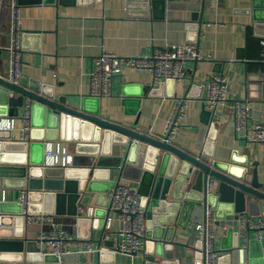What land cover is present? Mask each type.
<instances>
[{"label":"crops","instance_id":"0c3cea01","mask_svg":"<svg viewBox=\"0 0 264 264\" xmlns=\"http://www.w3.org/2000/svg\"><path fill=\"white\" fill-rule=\"evenodd\" d=\"M190 1L173 0L171 7H166L165 10L162 6L161 10L153 9L150 5L147 14L140 12L135 5L128 6L126 0H91L80 3L20 0V45L23 48L20 85L36 88L45 86L49 92L54 90L57 95L67 97L72 106L81 107L83 98L91 96L90 73L94 59L103 49L120 56H149L156 47H163L168 43L194 42L192 39H195L200 57L197 61L186 62L188 73L185 79L173 82L166 80L159 94L152 92L153 89L159 91L160 85L151 84L152 75L148 71L126 68L114 77L112 94L101 97V117L127 126L132 125L139 117L138 129L153 136L164 132L176 100L186 97V116L180 121L172 144L200 153L209 135V129H203L201 122L206 85L213 76L224 75L229 84L228 98L247 99L249 102L251 112L248 125L264 123V89L251 80V74L264 73V46L261 43L264 40V27H255L258 21L264 26V20H255L254 14L247 12L252 0H209L202 13L200 37L199 30L194 27L196 22L193 20L194 12ZM3 2L5 9L3 15L0 14V76L4 78L10 68V53L7 49L10 43V0H0V8ZM258 4L264 13V0H259ZM125 97L128 99L126 102ZM21 112L22 108L17 116H0V119L16 118V127L11 131L16 139L20 138L23 124ZM220 115V120L215 122V131L211 132L215 139L208 146L213 159L229 161L235 153L242 160L247 155L251 167L258 163L259 179L264 181V142L249 141L244 137V132H236L227 109H222ZM58 141L68 149L69 143ZM122 152V147L116 146L113 154ZM111 163H114V159L106 161L107 165ZM119 176V171H112L110 174L111 179L115 180ZM130 186L137 188V184L133 182ZM217 188L215 182L214 191ZM98 193L90 191L83 195L79 207V212H83L82 217L89 219L84 206H93ZM16 194V188H0V200L16 201ZM50 204L48 201L49 207ZM59 205L56 201L54 209L59 207L63 212L69 210L68 200L64 199ZM54 215L58 226L78 239L90 237L95 248L93 253L73 254L69 257L70 260L78 257L81 262L94 261L95 264H112V261L115 264L140 262L141 255H101L96 249L105 247L101 241L102 229L94 228L90 223L83 222L79 225L75 217ZM195 225L189 222L188 230H195ZM46 226L50 228V225ZM238 226L236 222L235 229ZM20 230L21 227L18 231ZM16 233L12 224L0 231V241L10 242ZM39 233L33 227L25 230L26 237L31 235L35 239ZM225 234L226 228L218 225L215 244L220 249L221 256L226 253L222 246L228 244L223 241ZM247 235L250 240L254 237V231H247ZM189 236L188 232L179 229L176 239L190 245ZM239 237L240 246H246L249 240L245 242V237L241 234ZM8 246V250L14 247ZM193 246L191 244L188 250L182 248L185 264L196 262ZM80 248L75 246L77 250ZM43 251L42 253L48 252ZM6 253L8 259H15V252ZM101 258L105 263L100 261ZM0 264L21 263L12 261ZM219 264H226V261Z\"/></svg>","mask_w":264,"mask_h":264},{"label":"water","instance_id":"95a60500","mask_svg":"<svg viewBox=\"0 0 264 264\" xmlns=\"http://www.w3.org/2000/svg\"><path fill=\"white\" fill-rule=\"evenodd\" d=\"M50 1L80 3L91 0ZM172 1L126 0V3L148 14L150 5L153 9L161 10L162 6L165 10L171 7ZM258 1L252 0L247 12H252L255 20H264ZM190 2L196 22L194 27L199 30L200 37L202 13L209 0ZM4 9L3 2L1 15ZM255 27L264 26L258 21ZM192 41L196 42L195 39ZM251 80L264 89V73L251 74ZM162 88L161 84L159 91L153 89L152 92L161 94ZM25 99L31 100L33 128L29 140L16 139L11 131L0 129V188L17 189L16 201L0 200V231L12 224L17 230L16 238L10 239V242L0 241V262L59 264L55 255L41 252L35 236H25V230L33 227L39 231L41 227L26 225L19 202L21 189H28L30 213L75 217L79 225L90 223L92 227L102 229L107 193L115 182L110 174L119 171L120 176L116 180L124 184H137V192L146 208V248L136 264H185L182 248L188 250L194 241L196 249L201 247L197 232H190L188 223L201 222L207 205L214 211L217 226L226 228L223 241L228 244L222 246L226 253L221 256L220 263L264 264V244L251 238L246 246H240L239 232L235 229L239 214L258 216L262 213L264 216V181L259 179L258 163L252 168L247 155L242 160L235 153L229 161L213 159L208 146L215 139L211 132L215 131V122L220 120V114H213L203 103L202 128L209 129V135L201 152L197 153L140 131L139 117L129 126L104 119L100 115L99 97L86 96L81 107L72 106L67 97L57 95L54 90L49 92L45 86L14 85L0 76V116H17ZM127 100L125 97L124 101ZM58 140L69 143L71 164L65 167L44 166L46 143ZM116 146L122 147V154H113ZM108 159H114V163L107 165ZM208 181L212 182L209 192L206 188ZM215 182L218 186L216 191L213 189ZM90 191L99 193L93 206H84L88 219L82 217L83 212H79V207L83 195ZM64 199L69 201V210L63 212L59 207L54 209L56 201L61 205ZM179 229L188 232L190 245L176 239ZM101 241L105 247L113 245L112 241ZM8 245L14 247L8 250ZM8 251L15 252V259H8ZM101 253L114 255L107 251ZM194 255L195 264H201L200 252L197 250ZM70 256L73 254L64 257L63 264H95L93 260L91 263L81 262L78 257L70 260ZM100 261L105 263L103 258ZM111 263L115 264L113 261Z\"/></svg>","mask_w":264,"mask_h":264},{"label":"built area","instance_id":"2783aa9c","mask_svg":"<svg viewBox=\"0 0 264 264\" xmlns=\"http://www.w3.org/2000/svg\"><path fill=\"white\" fill-rule=\"evenodd\" d=\"M10 13V43L7 47L10 53V68L4 78L14 84L20 85L23 66V48L20 45V18L21 5L18 0H10L8 3ZM264 46V40L261 41ZM199 52L194 42L180 44H166L163 47L154 48L149 56H120L115 53L102 50L94 59L93 69L90 73V95L93 97H105L112 94L113 79L126 68L140 71H148L152 75V85L158 86L168 79L183 80L187 77L186 62L198 60ZM229 84L226 76H213L206 85V95L203 99L205 108L213 114H221L222 109H227L233 119V129L236 132H244V137L252 142H264V123L248 125L250 106L247 99H229ZM187 110L186 97L176 100V104L170 113L165 130L161 134L153 136L167 143H173L174 136L179 129L180 121L185 118ZM23 121L20 128V140L28 141L32 130L31 124V100L25 99L20 113ZM16 118L0 119V129L13 131L16 127ZM72 162V153L60 141H49L44 150V166H67ZM212 187L208 181L207 191ZM28 189L20 190L19 202L22 207L26 225H40V233L36 236V242L41 252L55 255L59 264L64 263L66 255L77 253H93L95 248L91 238L78 239L73 234L57 225L54 214L30 213L27 198ZM104 221L102 227L103 241H112L113 245L96 249L100 252L109 251L133 256L142 255L145 252L147 240L146 208L142 204V197L136 187L115 180L107 193ZM5 200V199H3ZM239 235L249 240L247 231H254V239L264 243V216H252L247 213L239 214ZM217 219L210 205L206 206L204 217L195 225L197 240L201 241V247H192L201 254V264H219L221 251L216 247L215 236L217 232ZM46 225H50L47 228ZM1 226V225H0ZM75 246L81 247L75 249Z\"/></svg>","mask_w":264,"mask_h":264}]
</instances>
